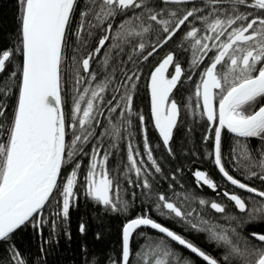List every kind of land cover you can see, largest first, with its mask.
<instances>
[{
    "label": "snow or ice",
    "instance_id": "snow-or-ice-1",
    "mask_svg": "<svg viewBox=\"0 0 264 264\" xmlns=\"http://www.w3.org/2000/svg\"><path fill=\"white\" fill-rule=\"evenodd\" d=\"M62 240L74 264H264V0H14L0 264Z\"/></svg>",
    "mask_w": 264,
    "mask_h": 264
},
{
    "label": "trees",
    "instance_id": "trees-1",
    "mask_svg": "<svg viewBox=\"0 0 264 264\" xmlns=\"http://www.w3.org/2000/svg\"><path fill=\"white\" fill-rule=\"evenodd\" d=\"M14 0H0V19H5L10 21L11 15H12V4ZM255 143V141H253ZM202 170L204 169V166H201ZM195 170V169H193ZM215 178V177H213ZM205 192L211 196L212 193L210 190L205 189ZM83 212V208L81 209ZM118 225V221H106L105 227L107 230L111 231L112 236H110L108 239L104 241L103 244L95 245L98 249H110L112 246L115 245V234H116V227ZM93 230H96L97 222L92 221ZM72 231L75 234L77 229V217L76 214H73L72 223H71ZM47 236V232L45 233ZM88 240H92V233L90 232L88 234ZM37 241L33 239L32 241V250L35 251V245ZM60 252V260L61 264H74V258L77 257L78 253L76 252V245L73 244L71 246H66L62 240L61 247L59 249Z\"/></svg>",
    "mask_w": 264,
    "mask_h": 264
}]
</instances>
